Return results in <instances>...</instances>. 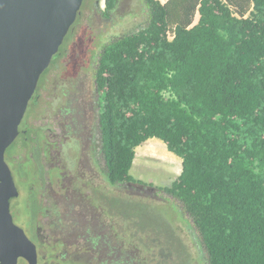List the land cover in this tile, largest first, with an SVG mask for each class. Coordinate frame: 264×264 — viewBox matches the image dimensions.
<instances>
[{
  "label": "trees",
  "instance_id": "obj_1",
  "mask_svg": "<svg viewBox=\"0 0 264 264\" xmlns=\"http://www.w3.org/2000/svg\"><path fill=\"white\" fill-rule=\"evenodd\" d=\"M118 1L104 0L106 18ZM144 1L147 26L107 44L96 69L107 180L134 181L136 149L162 140L182 159L164 191L200 234L199 264H264V0Z\"/></svg>",
  "mask_w": 264,
  "mask_h": 264
},
{
  "label": "rangeland",
  "instance_id": "obj_2",
  "mask_svg": "<svg viewBox=\"0 0 264 264\" xmlns=\"http://www.w3.org/2000/svg\"><path fill=\"white\" fill-rule=\"evenodd\" d=\"M104 9V0H84L79 20L67 36V41H64L65 46L63 44L61 47L62 51L76 38H79L75 43L77 49L75 48V51L72 52L70 48L72 56L66 58L65 63H61L60 67H63L57 75L55 73L49 75L48 79L50 80L42 92L43 107L47 104L51 108L56 105L60 106V103L52 101V99L60 95L63 88L62 83L73 81L76 72L79 84L85 86V89H89L93 94L96 69L103 48L149 23L150 10L144 0H119L117 7L108 18L103 15ZM198 19L199 15L197 14L194 23H197ZM56 61L57 59L53 60V63L55 64ZM45 78L46 75L42 78L41 84ZM41 109L39 108V110ZM47 117L48 114L44 118L40 117L41 122H45ZM32 133L37 141L41 140L39 142L41 144V129H35ZM149 141L162 143L167 157L171 158V161L150 157L146 152L148 145L146 142ZM146 142L136 149V158L131 170L134 179L132 183H135V186L125 183L120 184L118 188L112 187L107 180L106 170L104 177L101 178L103 210L95 224L96 229H99V233H96V237L99 238L98 244H102L103 251L96 253V251L86 248L88 246L85 245L86 242L84 244V235L75 229L78 227L76 224L79 223V219L75 214H69L62 221V227L66 234L73 236L68 242L66 241L68 245H65V249L70 248V252L66 253L65 249L55 245L52 253L56 252L59 255L58 258L66 259L59 261L50 253L46 262H41V264H76L68 261V258L74 261H91L88 264H199L201 256L197 238L199 240L200 234L197 230L194 232L190 230L187 224L182 221L179 212L176 211L177 207L183 210V204L164 191V188L170 186L180 175L182 159L169 152L166 144L160 139L153 138ZM21 165L23 174H19V181H17L24 187L25 197L22 202L26 205L29 183L35 179L27 172L28 162L24 160ZM93 187H95L93 194L96 195L100 186L93 185ZM184 212L183 217L188 219L193 226L191 216L186 211ZM21 216L26 228L29 229L30 213L26 206H24ZM97 223L102 230L97 226ZM74 230L79 231L74 233L76 236L73 235ZM58 232L56 231V234ZM27 234L31 237L30 231ZM172 246L177 249L170 256L168 255L169 247Z\"/></svg>",
  "mask_w": 264,
  "mask_h": 264
},
{
  "label": "flooded vegetation",
  "instance_id": "obj_3",
  "mask_svg": "<svg viewBox=\"0 0 264 264\" xmlns=\"http://www.w3.org/2000/svg\"><path fill=\"white\" fill-rule=\"evenodd\" d=\"M76 40L66 46L64 54L61 53L60 48L57 55L61 54V56L55 64L53 58L49 72L42 84L41 81L45 74L41 76L35 94L29 102L20 124L21 131L5 153L6 162L18 192L17 196L9 201L12 222L27 236V232H31V237L28 236V238L36 245L37 264L46 262L49 254L55 249V245H59L63 249H65V245H68L66 241L68 242L73 236L65 233L62 221L69 214H75L78 217L79 223L76 224L78 227L75 229L84 235V244L86 242L85 245L88 246L86 248L90 251H96V253L103 251L101 249L102 244H98L99 238L96 237V233H99V229H96L95 224L98 220L97 217L102 215L103 193L101 194V185L103 184L101 178L104 177L106 170L99 126L100 108L96 84L94 92L91 94L89 89H85V86L79 84L76 72L73 81L62 83L63 88L60 95L52 99V101L60 103V106L56 105L51 108L47 104L43 107V99H41L45 85L50 80L48 79L49 75L51 73L57 75L63 67H60L61 63H65L66 58L72 56L70 48L72 52L75 51ZM63 44L65 46V43ZM39 108L42 109L39 110ZM46 114H48L46 121L41 122L40 119L44 118ZM35 129H41V144L39 143L41 140L37 141L33 136L32 132ZM24 160L28 162L27 172L35 179L29 183L26 205L22 202L25 197L24 187L18 182L19 174H23L21 164L24 163ZM126 184L135 186V183L132 182ZM93 185L100 186L96 195L93 194L95 191ZM119 186L120 184L112 187L118 188ZM24 206L30 213L31 224L29 229L26 228L21 216ZM97 226L101 229L99 223ZM77 230L73 231V235L79 232ZM56 231L59 232L56 234ZM89 235L90 237L86 238ZM65 251L69 253L70 248H66ZM52 254L59 261L66 259L64 257L58 258L59 255L56 252ZM68 261L76 264L91 262L74 261L69 260V258ZM63 262L67 263L66 261ZM17 264L28 263L19 257Z\"/></svg>",
  "mask_w": 264,
  "mask_h": 264
},
{
  "label": "water",
  "instance_id": "obj_4",
  "mask_svg": "<svg viewBox=\"0 0 264 264\" xmlns=\"http://www.w3.org/2000/svg\"><path fill=\"white\" fill-rule=\"evenodd\" d=\"M84 0H0V264L38 263L36 245L14 226L18 192L5 153L43 73L75 26Z\"/></svg>",
  "mask_w": 264,
  "mask_h": 264
},
{
  "label": "bare ground",
  "instance_id": "obj_5",
  "mask_svg": "<svg viewBox=\"0 0 264 264\" xmlns=\"http://www.w3.org/2000/svg\"><path fill=\"white\" fill-rule=\"evenodd\" d=\"M146 145V152L150 157H153L155 159L157 158L163 161H171V158L167 157L165 147L162 143L157 141H149L146 142Z\"/></svg>",
  "mask_w": 264,
  "mask_h": 264
},
{
  "label": "crops",
  "instance_id": "obj_6",
  "mask_svg": "<svg viewBox=\"0 0 264 264\" xmlns=\"http://www.w3.org/2000/svg\"><path fill=\"white\" fill-rule=\"evenodd\" d=\"M159 2H161L162 4H165L166 2H168L169 0H157Z\"/></svg>",
  "mask_w": 264,
  "mask_h": 264
},
{
  "label": "built area",
  "instance_id": "obj_7",
  "mask_svg": "<svg viewBox=\"0 0 264 264\" xmlns=\"http://www.w3.org/2000/svg\"><path fill=\"white\" fill-rule=\"evenodd\" d=\"M169 35H170V37H171V35H172V34H171V33H169Z\"/></svg>",
  "mask_w": 264,
  "mask_h": 264
}]
</instances>
